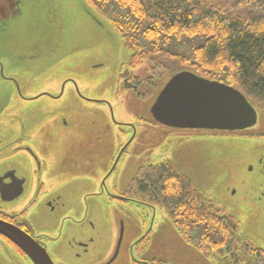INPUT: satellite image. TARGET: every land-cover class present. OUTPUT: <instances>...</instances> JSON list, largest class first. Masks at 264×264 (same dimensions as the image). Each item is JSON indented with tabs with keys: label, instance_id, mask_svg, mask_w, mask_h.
<instances>
[{
	"label": "rangeland",
	"instance_id": "obj_1",
	"mask_svg": "<svg viewBox=\"0 0 264 264\" xmlns=\"http://www.w3.org/2000/svg\"><path fill=\"white\" fill-rule=\"evenodd\" d=\"M25 1L21 17L23 25H49L57 52L53 54L52 61L42 64L43 67H51L47 70L31 63L33 68L25 69L29 64L24 65L23 55L9 59L2 55L0 60L6 73L32 70V74H42L41 71H44L48 78L37 82L43 88L60 86L62 80L70 78L95 103L81 106L74 98V86L71 84L66 87L61 104L55 105L49 98H42L39 117L54 116L53 111L55 114L56 110L70 103L65 106L67 110L68 106L71 108L65 113L68 126L60 122L58 129L72 126L71 137H77V141L90 134L100 137L96 145L91 144L87 154L76 155V166L69 167L66 162L60 167L61 199L55 212L43 215L44 226L46 222L48 226L54 224L62 228L63 225L55 264H100L115 253L122 227L121 247L112 264H133L131 246L137 244L148 246L149 256L159 259L162 264H223L222 254L205 253L196 246L199 240L197 233L190 231L191 241H186L164 210L144 203L110 201L108 193H115L113 178L120 176L116 182L117 189L125 191L140 167L160 161L168 164L173 172L191 180L195 188L208 192L213 200L219 201L231 216L236 217L241 224V235L256 245L244 250L235 246L238 258L243 262L252 260L259 264L254 249L257 248L264 259V207L260 208L258 204L261 191L264 192V188L259 186L263 166L259 160L264 159V117H259L258 124L247 131L220 132L218 142L205 137L185 148L181 141L186 130L164 129L152 117L151 108L164 80L156 84L157 88L147 85L149 79L154 81L151 79L150 64L131 69L147 84L141 85L136 92L119 91L122 88L120 76L130 70L129 63L134 52L125 46L122 34L113 26L112 20L133 28L135 19L128 9L112 4L99 12L85 0ZM147 27V23H138L139 30L131 29L136 45L144 51L155 46L154 42L143 37ZM206 39L203 35L168 40L162 36L159 48L193 58L195 49L201 47ZM0 81H3L1 75ZM19 81L22 82V79ZM7 98L5 93H0V100ZM9 105L13 103L9 102ZM20 112L21 107L18 108V116L30 115L26 114L27 111ZM119 123L130 124L131 127ZM14 126L7 116L3 117L0 120V140L12 137L17 129L22 130L21 126ZM26 131H32L31 126L26 125ZM64 144L68 146V140ZM120 148L121 154L126 150L117 171L102 182V186L105 184L103 190L99 188L89 195L88 209L84 204V195L94 192L96 186L81 180L96 176L93 166L95 155L98 159L95 163L102 160L104 174H108L111 161ZM10 154L11 150L2 157L4 166L11 168L22 163ZM67 154V151H60V155ZM125 168L124 177L121 170ZM82 242L90 246L86 254L78 246ZM0 264L33 263L0 236Z\"/></svg>",
	"mask_w": 264,
	"mask_h": 264
},
{
	"label": "trees",
	"instance_id": "obj_2",
	"mask_svg": "<svg viewBox=\"0 0 264 264\" xmlns=\"http://www.w3.org/2000/svg\"><path fill=\"white\" fill-rule=\"evenodd\" d=\"M85 1L99 12L112 4L128 9L135 19V30H139L138 23H147L143 37L155 46L144 51L134 41L133 28L112 20L113 26L122 34L125 46L134 52L130 70L121 81L135 83L138 91L147 82L144 83V78L133 74L131 69L150 64L154 81L149 79L147 85L157 88L156 84L164 80L160 93L175 74L189 71L237 89L259 117H264V0ZM202 35L207 39L195 49L193 58L159 48L162 36L168 40ZM154 165L141 168L135 185L142 201L164 210L186 241H191L190 231H193L199 235L198 248L229 256H232L234 246H256L241 235L240 222L230 216L221 203L198 191L191 180L173 172L166 163ZM13 247L23 254L14 244ZM254 252L258 261H263L257 248Z\"/></svg>",
	"mask_w": 264,
	"mask_h": 264
},
{
	"label": "flooded vegetation",
	"instance_id": "obj_3",
	"mask_svg": "<svg viewBox=\"0 0 264 264\" xmlns=\"http://www.w3.org/2000/svg\"><path fill=\"white\" fill-rule=\"evenodd\" d=\"M4 70L5 68H3V77L10 81L8 84L9 86L14 87L11 93H9L13 97V105H8L4 111L5 114L0 117V120L7 116L8 121H12L13 125H15L14 127L18 128L21 126L22 130L17 129L12 137H7L4 141L0 140V220L21 229L30 237H32L42 248L46 249L51 260L55 264L54 257L56 250L59 247L57 245L61 238L63 225L62 228L54 224L48 226L46 222L44 226L43 215L46 214L47 216L48 214L55 212L58 201L61 199L62 185L60 183L59 177L60 167L65 165L66 162H68L69 167L76 166V155L80 156L84 155L85 153L87 154L91 148V144L96 145L100 140V137L96 136L95 134H90L86 138L81 137L82 140L77 141V137H71L72 126L66 129H64V127H62L63 129H58L60 122L62 125L64 122L63 126H68L65 116L67 112H70L71 108L68 106L69 108L67 110L65 106L69 105L70 103L65 104L63 108L56 110L55 114L53 111L54 116L39 117V109L41 110L42 98H49L55 105L61 104V102L65 99L66 87H69L71 84H73L70 78L62 80L60 86H54L53 88H43L37 82H43V80L45 81L48 78L44 71H41L42 74H32V70L29 72H16V74H5ZM125 74L126 72L120 76V81ZM19 77L22 79L23 83L19 81ZM18 82L21 84L20 86L22 92L24 89L26 90L25 96L29 98L28 100H22L23 98H21L19 93H16V86ZM121 84L122 88L119 90L120 93H125L126 91L130 90L135 92L137 91L135 83L133 85L132 82L123 80L121 81ZM73 86L74 98L78 100L81 106L85 107L89 103H95L92 102L93 100L91 101V99H89L77 87V85L73 84ZM14 93H16V98ZM6 95H8V93ZM19 107H21L20 113L27 111L26 114L30 115L20 117V114L18 116L17 112ZM25 124L31 126L32 131H26ZM119 124H123V126L129 128L131 127L130 124ZM159 125L167 130H181L166 127L161 124ZM219 134V131L186 130V132L183 133L184 137L181 143L183 147L188 148V145H191L195 141L199 142V140L204 139L205 137L212 139L213 141L217 140L216 142H218ZM90 136H92L91 140ZM87 138L88 140H86ZM67 140L68 146L64 144V142ZM9 150L12 151L10 156L17 157L22 163L13 165L11 168L4 166L1 163L2 157L4 153L8 152ZM62 150L65 152L67 151L68 154L65 156H63L65 153L60 155V151ZM121 150L122 148L118 150L116 157L112 159V164L109 169L110 172L108 174L107 172L104 174V163L102 160L99 161V163H95L98 161V159L96 155L94 156L95 161L93 166L96 176L94 178L85 177L81 180L88 181L96 186V190L94 192L86 193L84 195V204L88 209L90 208L88 198L89 195L96 193L99 188L103 190L105 184L102 186V182L104 183L107 176L110 177L115 171H117V166H119L121 162L120 160L126 149L123 150L122 154ZM156 163L165 162H152L145 166H155L154 164ZM186 166L189 167L188 165ZM142 167L138 169L125 191H118L117 189L118 185L116 182L119 181L120 176H116L112 179V181H114L113 189L115 193H108L110 201L117 200L122 203L131 202L145 204V202L142 201V196L139 193L138 186L135 185L137 179L136 177L138 176ZM126 172V168L121 170V173L124 174V177ZM68 183H70V181ZM197 190L208 194V192L204 190ZM259 199H264V194L261 195ZM211 200L220 203L219 201L213 200L212 198ZM47 226L48 228H46ZM4 240L13 247V244L10 241L7 239ZM137 245L138 246H131L133 264H162V261L159 259L149 256L148 246H140L139 244ZM78 246L82 248L83 253H88L90 246L87 242L79 243ZM117 246L115 248L116 250ZM244 247L249 248L251 246H239V249L244 250ZM200 250L205 253H212L211 250L204 248ZM236 252V249L233 248L232 256H229V254L223 255V264H256L252 260L243 262L238 258V254L236 257ZM115 253L111 257L101 261L100 264H112L118 256L117 254V256L114 258ZM22 256L27 257L24 253ZM257 262L259 264H264V259L263 261L260 260V262L257 259Z\"/></svg>",
	"mask_w": 264,
	"mask_h": 264
},
{
	"label": "water",
	"instance_id": "obj_4",
	"mask_svg": "<svg viewBox=\"0 0 264 264\" xmlns=\"http://www.w3.org/2000/svg\"><path fill=\"white\" fill-rule=\"evenodd\" d=\"M25 2V0H0V56L4 55L9 59L23 55L22 58L26 62L24 65L31 63L41 70H47L51 67H43L42 64L47 60L52 61L53 54L57 52L55 37L49 25H23L21 17ZM0 62L3 80L0 81L1 93H8L6 96L9 97L0 100L1 117L5 114L9 102L13 101L9 93L14 87L9 86L10 81L3 77L5 65L1 60ZM32 65L29 64L25 69L33 68ZM4 72L7 74L6 68ZM13 84L15 85L14 82ZM20 85L18 82L16 93H19L22 100H28L29 98L24 94L26 90L22 92ZM16 93H14L15 98ZM151 114L157 123L181 130L243 132L254 128L259 122L258 112L240 91L226 84L204 79L189 71L179 72L167 82L152 106ZM259 162L263 165L260 169L262 179L259 186L264 188V159H260ZM263 194L264 192L261 191V195ZM258 200L260 208H263L264 199L258 198ZM0 236L20 249L33 264H54L45 248L21 229L2 220H0ZM122 238L123 227L114 258L118 254Z\"/></svg>",
	"mask_w": 264,
	"mask_h": 264
}]
</instances>
